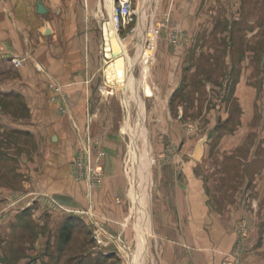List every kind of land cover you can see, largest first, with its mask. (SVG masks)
I'll return each mask as SVG.
<instances>
[{"label":"crops","instance_id":"obj_1","mask_svg":"<svg viewBox=\"0 0 264 264\" xmlns=\"http://www.w3.org/2000/svg\"><path fill=\"white\" fill-rule=\"evenodd\" d=\"M41 1L49 9L46 15L35 13L36 0H0V168L10 169L0 180L5 181L0 182V264H61L73 234L82 232L80 251L62 264H126L114 248L94 246L91 217L124 246L131 264H264V111L259 109L264 98L255 101L250 72L239 84L250 97H240L245 116L230 130L234 144L217 146V158L225 154L230 159L228 188L224 163H217L215 179L203 161L205 148L201 161L189 156L192 149L175 153L166 148L156 155L176 156L152 169L150 194L139 199L125 172L129 164L139 168L138 149L126 147L122 131L120 92L126 88L110 85L106 77L108 88L96 81L95 30L104 15L95 12L92 0L84 9L78 1L68 3V13L58 9L57 1ZM207 1L145 4L166 11L169 24L184 28L189 37V11L202 4L209 8ZM44 18L52 27L49 36L41 34ZM163 36L154 51L156 93L147 96L154 106L151 116L157 106L169 104L181 85L182 67H189L186 46L163 49ZM14 58L22 64L13 65ZM55 85L61 86L65 113L58 111ZM109 86L120 92L104 94ZM86 140L97 142L104 153L102 183L90 193L72 164ZM45 195L69 212L49 209L42 202ZM69 218L77 222L63 242L59 234ZM241 221L247 228L244 237L238 233ZM30 233L34 236L14 246L18 236Z\"/></svg>","mask_w":264,"mask_h":264},{"label":"rangeland","instance_id":"obj_2","mask_svg":"<svg viewBox=\"0 0 264 264\" xmlns=\"http://www.w3.org/2000/svg\"><path fill=\"white\" fill-rule=\"evenodd\" d=\"M55 1L60 4L58 9L68 13V3L78 1V3H83L82 8L84 9L89 0H53L54 3ZM92 1L96 5L95 12H98L99 16L103 14L102 22H106L108 19L106 12L108 14L110 12V0ZM207 2L210 3L209 8H204L202 4L199 9L189 11L190 19L186 21L185 26L189 35V42L186 45L189 57L186 58L185 63L188 61L189 67L187 70L185 69L187 66L182 67L181 85L172 94L165 109L157 106L158 111L155 116L150 114L154 106L151 105L153 102L147 96L156 93L155 87L151 84L156 62L154 58L151 64L147 63L145 55L149 53L148 51H141L142 55L137 57L138 54L136 56L133 54L134 48L131 47V43H123L125 53L120 54L115 65L119 76L118 84H110L107 81L110 85H116L123 90L126 88L124 92L119 91L122 93L120 97L125 107V122L122 125V131L126 147H130L131 151L132 145H135L138 149L135 156L139 168L135 170L129 164L125 172L139 199L140 196L144 199L150 194L152 169H157L160 163L176 156L174 153L161 156V154L156 155V152L166 148L175 153L179 152L177 149L180 148H184L182 152L191 151L197 140L204 134L207 138L204 142L205 159L203 161L210 164L211 176H216L215 179H217V163L223 162V173L225 172L228 178L229 156L223 154L222 159L217 158V146L228 147L234 144L229 137L230 130L235 129L238 117L243 115V119L245 116V106L239 105L240 97H250L249 94L245 95V90L242 91L239 85L240 81L245 80L247 70L248 73L250 72L248 80L251 82L249 83L255 87L253 91L255 101L264 98V89L261 87L264 84V0H208ZM148 5L147 2L142 15L143 24L161 26V34H165L162 42L163 49L168 50L174 47L167 40L169 29L173 27L171 23L169 24L166 11L154 10ZM83 11L84 14L85 10ZM169 12L173 13V11ZM102 22L98 23L95 30L97 38L96 81L97 86L107 87L105 66L109 59L105 56ZM127 30L128 28L122 30L120 34H125ZM158 44L159 39L155 50ZM129 59L134 61L130 76L127 71ZM113 86H109L111 89L107 92L103 90V93L110 94V96L119 93L112 88ZM259 109L264 111V105ZM250 140L244 141L243 145ZM132 156L130 153L131 159ZM179 156L185 157V154ZM2 165L6 166L5 163ZM8 174H10L9 168H0V180L3 181ZM143 174L146 176L141 185L143 186L142 192L140 183ZM226 182L225 187L228 188L229 178ZM13 188H19L16 179ZM29 236L31 238L34 235L30 233L18 236L14 246L21 245L20 243ZM84 236L83 232L73 234L72 243L63 252L61 264L70 254L80 251ZM94 246L98 247L95 242ZM95 252L99 253L97 248L94 249ZM109 263L116 264V261Z\"/></svg>","mask_w":264,"mask_h":264},{"label":"built area","instance_id":"obj_3","mask_svg":"<svg viewBox=\"0 0 264 264\" xmlns=\"http://www.w3.org/2000/svg\"><path fill=\"white\" fill-rule=\"evenodd\" d=\"M146 0H110V12L107 16L106 22H102V31L104 37L105 25L110 23L115 30L121 44L131 43L134 48V56H141V51H150L151 54L147 57V63L151 64L154 60V51L162 31L161 26H152L143 24L142 15L144 13ZM128 30L121 35L122 30ZM167 40L174 46L184 47L188 44L189 38L185 31L173 27L169 29ZM130 41V42H129ZM139 41H141L139 44ZM141 46V48H140ZM139 47V49H137ZM138 51V52H137ZM137 52V53H136ZM141 54V55H140ZM136 57V59H137ZM22 59H11V63L15 66L22 64ZM53 91L57 94L59 102L58 111L65 113L67 111V104L61 94V86L55 85ZM95 154L93 155V152ZM104 155L103 151L98 148V143H92L89 140L83 144L80 154L74 159L73 165L77 169L76 179L82 181L86 191L90 193L93 189L100 187L103 178V169L100 164V158ZM42 202L51 210H60L62 212H69L58 204V202L51 196H42ZM90 226L92 228V239L101 248H114L118 255H121L126 264H131L125 254L124 246L109 235L98 221L90 219ZM238 233L241 237L247 235V228L244 222H239Z\"/></svg>","mask_w":264,"mask_h":264},{"label":"bare ground","instance_id":"obj_4","mask_svg":"<svg viewBox=\"0 0 264 264\" xmlns=\"http://www.w3.org/2000/svg\"><path fill=\"white\" fill-rule=\"evenodd\" d=\"M105 30H104V39H105V56L109 61L107 62L105 66V74L107 81L110 84H116L119 81V76L116 70V61L118 60L120 54L125 53L124 47L121 44V42L118 39L117 34L115 33V30L113 29L112 25L110 23H107L105 25ZM141 41H139V44ZM142 46V44H141ZM147 55L145 57H149L151 52L148 51ZM129 62V68H128V75L130 76L132 66L134 64L133 60H128ZM128 81V79H126ZM132 83V82H131ZM136 98L138 99V94L137 91L135 92ZM141 126V125H140ZM142 129V127H140Z\"/></svg>","mask_w":264,"mask_h":264},{"label":"water","instance_id":"obj_5","mask_svg":"<svg viewBox=\"0 0 264 264\" xmlns=\"http://www.w3.org/2000/svg\"><path fill=\"white\" fill-rule=\"evenodd\" d=\"M49 12V9L44 5V3L41 0H36L35 3V13L38 15H46ZM44 23L42 27L41 34L44 36H49L52 34V27L49 23V20L47 18H44ZM207 135L204 134L201 138H199L192 148L191 153L189 156L194 161H201L204 153V142L206 141Z\"/></svg>","mask_w":264,"mask_h":264},{"label":"trees","instance_id":"obj_6","mask_svg":"<svg viewBox=\"0 0 264 264\" xmlns=\"http://www.w3.org/2000/svg\"><path fill=\"white\" fill-rule=\"evenodd\" d=\"M76 222H77L76 218H69V219H67V221L63 225L61 232L59 234V238L63 242H67L70 239L73 225H75Z\"/></svg>","mask_w":264,"mask_h":264}]
</instances>
